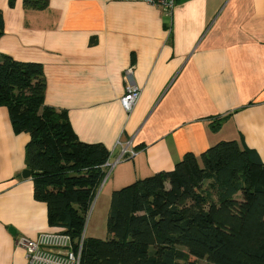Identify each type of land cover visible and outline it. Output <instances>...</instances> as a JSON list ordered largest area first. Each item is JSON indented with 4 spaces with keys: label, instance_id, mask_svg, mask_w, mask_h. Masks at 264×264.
<instances>
[{
    "label": "crops",
    "instance_id": "0c3cea01",
    "mask_svg": "<svg viewBox=\"0 0 264 264\" xmlns=\"http://www.w3.org/2000/svg\"><path fill=\"white\" fill-rule=\"evenodd\" d=\"M36 1L47 8L0 0V54L42 64L45 104L68 114L81 142L111 154L85 238L99 225L97 239L108 238L114 191L173 170L187 154L236 141L264 162V0H178L171 13L142 0ZM130 68L141 95L128 113ZM30 140L0 107V264H29L17 240L58 232L33 177H22Z\"/></svg>",
    "mask_w": 264,
    "mask_h": 264
},
{
    "label": "trees",
    "instance_id": "16d2710c",
    "mask_svg": "<svg viewBox=\"0 0 264 264\" xmlns=\"http://www.w3.org/2000/svg\"><path fill=\"white\" fill-rule=\"evenodd\" d=\"M47 6L25 0L26 8ZM4 28L0 11V39ZM45 92L42 64L0 54V107L15 133L31 136L26 165L35 199L73 251L82 247L80 264H264V162L236 141L114 191L108 238H85L111 154L81 142L68 114L45 104Z\"/></svg>",
    "mask_w": 264,
    "mask_h": 264
},
{
    "label": "built area",
    "instance_id": "2783aa9c",
    "mask_svg": "<svg viewBox=\"0 0 264 264\" xmlns=\"http://www.w3.org/2000/svg\"><path fill=\"white\" fill-rule=\"evenodd\" d=\"M147 4L172 12L177 6L178 0H142ZM133 76V69L130 68L125 72V80L127 81V93L121 102L126 112L131 113L137 104L141 90L130 82ZM128 152H124L127 154ZM134 156V152H131ZM17 245L26 251V257L29 264H80L81 251L75 253L72 249L71 239L67 235L58 232L40 233L37 238L29 239L22 237L17 240Z\"/></svg>",
    "mask_w": 264,
    "mask_h": 264
},
{
    "label": "rangeland",
    "instance_id": "374dc122",
    "mask_svg": "<svg viewBox=\"0 0 264 264\" xmlns=\"http://www.w3.org/2000/svg\"><path fill=\"white\" fill-rule=\"evenodd\" d=\"M112 168H113V167H112V164H111V167L109 168V171H108V174H107V177H106L107 179L104 181L105 185H106V183H107V181H108V178H109V175H110V173H111ZM104 183H103V184H104ZM105 185H104V186H105ZM120 187H123V186H120ZM98 193H99V191H98ZM98 193H97V194H98ZM97 196H98V195H97ZM96 198H97V197H96ZM89 218H90V217L88 216V218H87V223H86V226H85V233H84V235H85L86 237H88L89 230H90V227H91L90 222H89ZM106 222H107V220H106ZM106 222H105V224H104V226H103V228H105V230H106V228H107V227H106V225H107ZM101 227H102L101 225L98 226V231L96 232V233H97V234H96L97 236H96L95 238H100V235H101V231H100V230H101ZM105 234L107 235V233H105ZM201 264H204V263H201Z\"/></svg>",
    "mask_w": 264,
    "mask_h": 264
},
{
    "label": "water",
    "instance_id": "95a60500",
    "mask_svg": "<svg viewBox=\"0 0 264 264\" xmlns=\"http://www.w3.org/2000/svg\"><path fill=\"white\" fill-rule=\"evenodd\" d=\"M32 176V172L30 170H25L23 171L22 173V177L25 178V179H28Z\"/></svg>",
    "mask_w": 264,
    "mask_h": 264
}]
</instances>
